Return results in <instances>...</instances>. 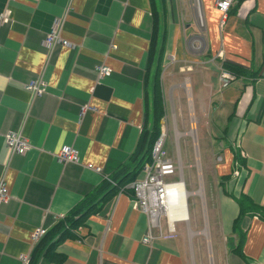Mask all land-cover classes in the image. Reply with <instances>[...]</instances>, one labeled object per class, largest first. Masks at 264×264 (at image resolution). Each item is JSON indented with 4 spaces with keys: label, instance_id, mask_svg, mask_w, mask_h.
<instances>
[{
    "label": "crops",
    "instance_id": "crops-1",
    "mask_svg": "<svg viewBox=\"0 0 264 264\" xmlns=\"http://www.w3.org/2000/svg\"><path fill=\"white\" fill-rule=\"evenodd\" d=\"M154 8L160 79L163 75L166 85L169 70L185 73L178 81L173 76L169 87L176 86L178 109L184 105L182 84L192 100L197 121L191 113L188 133L198 151L202 184L198 135L218 143L213 169L206 167L213 175L204 227L211 263L264 264V0H239L222 21L215 0H198V6L194 0H0L5 13L0 22V180L9 195L0 203V264H25L36 228L49 229L129 164L154 73L151 66L146 81ZM63 17L61 36L72 45L55 47L47 58L44 37ZM196 40L201 51H193ZM223 62L247 71L224 88L218 78ZM103 63L110 75L98 78L95 68ZM39 77L45 89L32 98L24 84ZM162 96L160 131L166 137L163 89ZM8 132L27 139L30 147L23 155L4 144ZM62 145L77 150L78 162L57 160L54 154ZM189 154L185 147L187 166ZM202 184L201 195L199 189L186 190V206L189 193L203 196ZM108 190L96 197L98 209L82 219L77 235L57 245L65 256L62 264H192L181 227L170 236L162 224L165 235L153 230L156 237L145 244L147 215L132 207L126 190ZM240 199L259 215L247 209L235 230ZM193 220L190 225L197 228L200 220ZM200 232L190 231L189 239ZM237 233L240 254L232 250ZM38 264L53 263L41 257ZM196 264H203L199 256Z\"/></svg>",
    "mask_w": 264,
    "mask_h": 264
},
{
    "label": "built area",
    "instance_id": "built-area-1",
    "mask_svg": "<svg viewBox=\"0 0 264 264\" xmlns=\"http://www.w3.org/2000/svg\"><path fill=\"white\" fill-rule=\"evenodd\" d=\"M196 6H198V0H194ZM239 0H215V7L220 11L221 21L226 16L232 4L237 3ZM199 15V13H197ZM5 19V13H0V22ZM199 23H202V16H198ZM64 22V17L55 21L50 30L46 33L43 45L46 49L47 58L54 51L55 47L71 46L72 44L61 36V28ZM219 56V54H217ZM96 76L101 78L103 76L110 75L111 68L106 64H99L96 66ZM218 78L220 81V86L222 88L228 86L233 80H235V75L230 71L224 69L222 65L218 67ZM45 82L39 77L28 81L24 84V88L30 93L31 97H37L44 92ZM164 140H165V130H161L158 137L155 139L151 152L150 161L144 163L140 175L135 178L132 182L125 185L131 192V204L134 209L140 210L147 215L148 228L145 232V236L142 241L149 243L154 237L153 230H156L157 236L161 235H172L174 232V223L177 221H171L169 215L166 213L167 202L165 197L170 194V189L172 184L176 180L171 182H165L164 178L168 175L177 171V165L173 163L174 161L167 156L164 150ZM4 144L10 150L11 153L23 155L30 147L27 139L22 136L20 132H8L4 136ZM58 161L66 162H78V152L75 148L70 145H62L58 152L54 154ZM87 168H91L95 171H99L98 167L92 166L91 164H85ZM107 181L112 182L110 178H105ZM123 191V189H121ZM9 199V195L3 180H0V203L6 202ZM174 201V200H173ZM161 218L164 219L166 233L162 234L161 228ZM46 228L38 227L36 228L32 235L31 241L34 244L43 237L46 232ZM29 255L24 256L22 260L26 264L28 262Z\"/></svg>",
    "mask_w": 264,
    "mask_h": 264
},
{
    "label": "trees",
    "instance_id": "trees-1",
    "mask_svg": "<svg viewBox=\"0 0 264 264\" xmlns=\"http://www.w3.org/2000/svg\"><path fill=\"white\" fill-rule=\"evenodd\" d=\"M153 13V31L151 35L150 48L148 50L147 58V68L145 79L147 81L148 71L151 66L154 67L153 75L151 78L150 84L146 87L145 96H144V123L140 133L136 148L132 155L129 158V164L121 165L116 172L110 177V181H104L100 187L94 190V193L89 194L84 197L70 212L64 216L58 218L53 225L46 230L41 237L33 246L29 259L26 264H38V261L41 257H44L49 262L53 264H62L65 256L59 253L56 248L57 245L66 237L76 236L75 229L81 224L82 219L94 212L98 207H96L97 202L95 201L98 195H102L103 192L113 193L120 189L126 190L129 194L131 192L128 188L124 186L132 182L135 178L138 177L141 173V169L144 163L150 161V152L152 145L155 139L160 134L161 129V119L164 116V103L161 89V53L160 47H157V11L154 8ZM158 48V51L157 49ZM222 67L235 75V77L244 75L247 71L242 67H233L229 63L223 62ZM108 195V194H107ZM105 197V195H104ZM239 212L236 218L233 221V227L235 230H238V222L241 216L245 215L249 210L248 214L255 215L256 209L255 206H249L247 204L244 206V200H238ZM248 209V210H247ZM255 209V210H254ZM259 215V213L257 214ZM260 217V216H259ZM238 234V238L235 244V247L232 248L234 252L240 254V245H241V234Z\"/></svg>",
    "mask_w": 264,
    "mask_h": 264
},
{
    "label": "rangeland",
    "instance_id": "rangeland-1",
    "mask_svg": "<svg viewBox=\"0 0 264 264\" xmlns=\"http://www.w3.org/2000/svg\"><path fill=\"white\" fill-rule=\"evenodd\" d=\"M200 42L196 40V42L193 45V51H201L200 50ZM168 71V70H166ZM164 72V70H163ZM177 72L173 70H169V73L167 74L169 79L166 81V85L163 80V75H161V84L162 89L164 93L165 103H166V121L163 120V124L167 126V136L165 137L164 142V149L168 156L173 158L175 160L173 163H175L178 167L177 171L171 175H168L164 178L165 182H171L172 180H179L180 177L184 179L185 182V190L190 191L194 189H199L200 183L202 184L201 179V171L199 163H197L196 158L199 157L197 155L198 151L195 149V142L194 138L191 134L188 133L189 130H191V113H193V107H192V100L188 97L187 91L183 87V84L180 87V90L183 93V96H180L181 99L183 98V107L178 109V102L175 103L174 106V96H178L177 93L172 92L173 88L176 87L171 86L169 87V83L178 81L180 78L182 79L183 74H176ZM175 76L177 79L172 80L171 78ZM180 77V78H178ZM180 79V80H181ZM185 82V81H184ZM183 83V82H182ZM194 85V84H193ZM195 88L193 86V92L195 93ZM195 120L197 121V117L194 115ZM196 121L194 123V128L196 125ZM172 126L174 129L180 131L182 134L177 137L176 133L172 130ZM195 135L196 132H195ZM175 136V140H174ZM198 141H199V151H200V157H201V164L203 169V196H199L196 194L189 193L187 196V207H188V214L189 219L187 221H180L174 224V227L176 228H182L181 235L184 238V248L187 252L188 258L191 260L192 264H196V257L199 256L202 260L203 264H211L210 260V253L207 248V242H206V235L204 233V227L207 223L206 218V210H205V197L207 198L209 195L210 190L212 188L210 187L211 178L213 175L209 174V171L207 173L206 167H209L213 169V158L215 159V156L213 155L218 152V143L215 142L213 139H207L205 137V140L201 139V133L198 135ZM193 147H192V144ZM179 144V147H178ZM185 147L188 148L189 154V166L186 165V157H185ZM181 155H180V153ZM197 152V153H196ZM192 168V169H190ZM202 184V187H203ZM215 187V186H213ZM205 189V190H204ZM202 191V189H201ZM197 193V192H196ZM194 218H196L199 221V226L197 228H192L190 223L192 224ZM204 217V218H203ZM187 219V218H185ZM203 221V222H202ZM163 224V227H165L164 219L161 218V225ZM195 227V226H193ZM175 229V228H174ZM200 233L194 234L189 239L190 231H197ZM208 240V239H207Z\"/></svg>",
    "mask_w": 264,
    "mask_h": 264
},
{
    "label": "bare ground",
    "instance_id": "bare-ground-1",
    "mask_svg": "<svg viewBox=\"0 0 264 264\" xmlns=\"http://www.w3.org/2000/svg\"><path fill=\"white\" fill-rule=\"evenodd\" d=\"M193 127V126H192ZM192 133V131H191ZM170 194L165 197L167 202L166 213L169 215L170 220H187V206H186V195L188 192L184 188V184L181 178L175 181L170 189ZM200 195L202 194L201 186L197 191ZM174 200V201H173ZM204 233L207 236V230L204 229Z\"/></svg>",
    "mask_w": 264,
    "mask_h": 264
},
{
    "label": "water",
    "instance_id": "water-1",
    "mask_svg": "<svg viewBox=\"0 0 264 264\" xmlns=\"http://www.w3.org/2000/svg\"><path fill=\"white\" fill-rule=\"evenodd\" d=\"M180 178H181V177H180ZM180 178H179V179H180ZM211 264H212V263H211Z\"/></svg>",
    "mask_w": 264,
    "mask_h": 264
}]
</instances>
